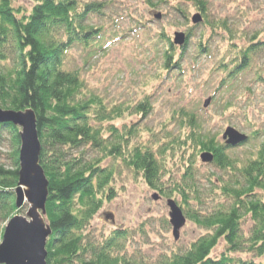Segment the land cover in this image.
<instances>
[{
  "label": "trees",
  "instance_id": "1",
  "mask_svg": "<svg viewBox=\"0 0 264 264\" xmlns=\"http://www.w3.org/2000/svg\"><path fill=\"white\" fill-rule=\"evenodd\" d=\"M28 1L29 9L14 6L12 0H0V106L14 110L31 108L36 115L41 143L39 163L48 180L45 221L52 231L46 242V263L264 264V259L254 261L231 256V251L243 250L264 258V140L257 145L254 156L237 161L228 153L229 146L203 133L193 114L184 109H180L178 117L180 121L187 118L190 129L181 142L186 145L189 141L198 154L211 152L214 157L210 164L229 173L225 174L226 178L218 177L220 194L230 200L229 204L218 203L210 211L201 208L192 213L185 211L182 205L187 203L191 192L197 193V185L186 182L192 177L195 181L192 166H188L182 175L185 186L176 188L180 200L178 205L186 218L204 229L205 233L187 247L162 255L159 262L151 263L128 256L124 244L129 231L115 228L98 240L91 237L87 228L104 201L111 197L109 184L114 170L104 165V160L122 158L125 164L140 173L149 187L162 193L161 161L155 153L157 147L149 145L133 146L128 154L124 153L123 145L126 146L134 129H127L122 134L111 123L124 114L123 107H108L99 94L86 90L81 70L67 60L68 50L75 45L102 50L95 47L108 40L106 25L93 23L90 18L104 15L109 2ZM143 1L152 7L157 5L152 0ZM190 1L203 14L204 23L209 24L206 20L207 1ZM209 25L212 31L218 28L217 33L224 29L231 36L225 22ZM170 46L173 49V45ZM254 47L255 44H251L236 53L233 58L241 59L231 72L235 73L241 65H247ZM203 49V45L198 48L199 52ZM169 52L166 50L164 53L166 68L172 67L169 66L172 59ZM220 64L227 67L224 60ZM130 111L131 114L145 116L150 111L149 101L139 102ZM2 130L10 134L13 147V164L6 167L0 163V220L5 221L17 212L14 189L18 181L20 139L17 126L0 123V141ZM87 149L92 153L88 154ZM246 216L250 217L252 225L244 236L241 221ZM220 239L226 242L228 253L212 257L210 254Z\"/></svg>",
  "mask_w": 264,
  "mask_h": 264
},
{
  "label": "rangeland",
  "instance_id": "2",
  "mask_svg": "<svg viewBox=\"0 0 264 264\" xmlns=\"http://www.w3.org/2000/svg\"><path fill=\"white\" fill-rule=\"evenodd\" d=\"M12 1L14 6L30 7L28 0ZM106 1L109 4L105 14L90 18L93 23L106 25L108 40L95 47L102 50L75 45L68 50L67 60L81 70L86 90L99 94L108 107H123L124 114L111 123L122 134L127 129H134L126 146L123 145L124 153L128 154L137 145L157 147L155 153L161 161L163 194L159 189L149 187L140 173L125 164L122 158H106L103 164L114 170L109 184L111 197L94 215L87 231L90 230L91 237L96 240L115 228L129 231L124 244L128 256L157 263L162 255L184 249L205 233L184 214L186 222L180 228L179 238L174 239L169 222L167 200L179 204L176 188L185 186L182 175L188 166H192L195 181L192 177L186 182H194L197 193L191 192L187 203L182 205L185 211L192 213L199 211L198 208L210 211L218 203L230 202L218 189V177L226 178L225 174L229 173L202 163L195 146L189 141L186 145L181 142L190 126L187 118L179 120L180 109L192 113L199 129L214 136L217 142L223 143L226 127L247 135L248 140L244 143L228 149L237 161L254 156L257 145L264 140V0H206L205 19L209 24L225 22L231 36L224 29L225 34L222 29L216 33L218 28L212 31L190 0H152L157 4L155 7L143 0ZM157 12L161 13L160 18L154 17ZM196 12L202 20L193 25L191 18ZM175 32L190 34L184 51L172 44ZM251 44L255 47L247 65L238 66L237 72H231L241 59L233 57ZM200 45L204 49L199 52ZM166 50L172 54L169 65L172 67L169 68L165 67ZM222 60L227 67L221 66ZM207 98L210 103L203 106ZM145 99L149 101L150 111L142 117L131 114L130 109ZM10 138L8 131L2 130L0 163L6 167L13 164ZM86 152L92 153L88 149ZM28 208L25 201L15 214L26 216ZM9 219L0 220V231L3 232ZM251 225L249 216L242 219L244 236ZM226 249V242L220 239L210 255L218 258L222 253H228ZM231 253L242 259H264L243 250Z\"/></svg>",
  "mask_w": 264,
  "mask_h": 264
},
{
  "label": "water",
  "instance_id": "3",
  "mask_svg": "<svg viewBox=\"0 0 264 264\" xmlns=\"http://www.w3.org/2000/svg\"><path fill=\"white\" fill-rule=\"evenodd\" d=\"M155 16L159 18L160 14ZM191 20L196 24L202 20V17L199 13H195ZM185 38V33L175 32L173 42L182 46ZM209 102L210 98H207L204 106ZM0 123H11L20 128L18 181L14 189L15 206L19 208L25 201L29 204L26 216L15 214L4 227L0 241V264H47L46 242L52 231L45 221L48 180L39 163L41 143L36 126V115L31 108L14 110L0 106ZM222 138L226 145L235 146L246 141L247 135L233 127H226ZM213 157L209 151L200 153V160L204 163H210ZM167 205L172 233L174 239H178L180 228L184 226L186 218L174 200L168 199Z\"/></svg>",
  "mask_w": 264,
  "mask_h": 264
}]
</instances>
